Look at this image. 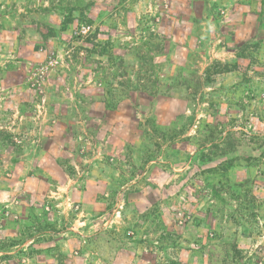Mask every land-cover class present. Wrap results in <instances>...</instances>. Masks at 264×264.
Masks as SVG:
<instances>
[{
    "label": "rangeland",
    "instance_id": "rangeland-1",
    "mask_svg": "<svg viewBox=\"0 0 264 264\" xmlns=\"http://www.w3.org/2000/svg\"><path fill=\"white\" fill-rule=\"evenodd\" d=\"M242 6L0 0V264H264V0Z\"/></svg>",
    "mask_w": 264,
    "mask_h": 264
},
{
    "label": "crops",
    "instance_id": "crops-1",
    "mask_svg": "<svg viewBox=\"0 0 264 264\" xmlns=\"http://www.w3.org/2000/svg\"><path fill=\"white\" fill-rule=\"evenodd\" d=\"M234 2H236V6H238L239 8H241V7L243 8L242 3L244 4V7H245L246 5H248L251 2V0H245V1H243V0H234ZM244 11L246 12V10H244ZM38 191H37V195H38ZM133 191L134 190H131V192H133ZM98 193H100V192L92 190L90 187H88L86 189L83 188L82 192H78V193H76V195H74L75 198H76L75 200L77 202L82 203L83 210H84V212L86 214L85 224H87V223L89 224L90 218H88V217H91L93 215V213L98 214V213L106 211V209H107V207L106 206L104 207V204L101 203V201H105L104 200V197H105L104 194H102V193L98 194ZM98 198L100 199V201L97 200ZM23 203H24V200H23ZM133 209H135V208H133ZM100 234L99 233L94 234V235H92L90 237V239L93 237V240H96L97 237H100ZM100 238L102 239V242L104 244H106L108 246L111 245L110 243H107L108 240L106 239V235H104V236L102 235ZM120 245H121V248H117V251H116V248L113 249V250L116 251V252H114L116 255L121 254V253H125V249H124V247H122V242H120ZM112 246L116 247L115 244H113ZM139 248L135 249V251L137 250L136 251V260H135V262H140V261H137V258L139 257L138 255L142 254V251L138 250ZM101 254L108 256L107 259L104 256H101L102 258H100V259L104 263L106 261H107L106 263H108L109 262L108 259L109 258L110 259L113 258V257L110 256L111 253H109V251L107 252V254H104L103 252ZM142 256H144V255H142Z\"/></svg>",
    "mask_w": 264,
    "mask_h": 264
},
{
    "label": "built area",
    "instance_id": "built-area-1",
    "mask_svg": "<svg viewBox=\"0 0 264 264\" xmlns=\"http://www.w3.org/2000/svg\"><path fill=\"white\" fill-rule=\"evenodd\" d=\"M89 30H90V27L83 26V27H81V30L78 32L86 34L89 32Z\"/></svg>",
    "mask_w": 264,
    "mask_h": 264
}]
</instances>
